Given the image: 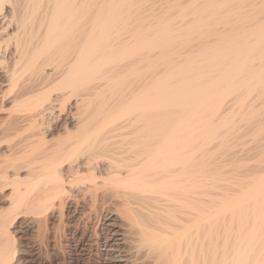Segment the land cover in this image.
Masks as SVG:
<instances>
[{
    "label": "bare ground",
    "instance_id": "6f19581e",
    "mask_svg": "<svg viewBox=\"0 0 264 264\" xmlns=\"http://www.w3.org/2000/svg\"><path fill=\"white\" fill-rule=\"evenodd\" d=\"M253 91L264 0H0V264H264V167L214 161Z\"/></svg>",
    "mask_w": 264,
    "mask_h": 264
},
{
    "label": "rangeland",
    "instance_id": "374dc122",
    "mask_svg": "<svg viewBox=\"0 0 264 264\" xmlns=\"http://www.w3.org/2000/svg\"><path fill=\"white\" fill-rule=\"evenodd\" d=\"M261 91H253L252 92V95H253V99L252 100H254V102H256V104H255V106H257V105H259V106H263V108L262 109H260L259 108V106H257L258 107V110H259V113L257 114V115H253L254 117H248V114H250L249 113V111H250V109L252 108L251 107V105H249V104H251V103H249V104H246V103H244V104H246V105H242V108H245L244 110L246 111V112H243V110L241 111L240 110V112H238L239 110H237V107H241V106H239V105H234V106H232V103H234L235 102V100H236V96H238L237 95V93H235V92H233L232 94H234V95H232L231 94V96H230V94L227 96V99H226V103L224 102V100H223V107H227V108H223L222 107V105H221V107H222V109H224V110H222L223 112H225V113H227V112H229L228 110L230 109V108H233V107H235V106H237L236 107V109H234V111H236L237 110V112H235L236 113V115L238 116V117H236V116H232L231 118H230V122H228V123H234V125H232V123L231 124H228V126L230 125L231 127L229 128V131H226V129L228 128L227 127V125H226V127L224 126V131L222 132V134H221V136L222 135H225V133L226 132H228L229 134H230V138H229V140H230V142H229V140H228V142H229V144H227L226 146H224V147H228V148H230L231 150L236 146L237 147V149L235 150V149H233L232 151L230 150V149H228V148H225V149H227L228 151H231V152H233V151H235V152H233L232 154H229V152H227L226 150H224V148H221V149H223V150H221V151H219L218 150V154L219 155H223L222 156V158L220 157V159L222 160L221 162L222 163H220L219 161V159H215L214 161L218 164V165H222V167H223V169L224 168H226V169H224V170H229L230 172H233V174L234 173H237V175L238 174H240V176L238 175V177L239 178H242L241 176H245V178H243V179H246L247 178V176L248 175H253V174H255L256 172H260L261 170L260 169H262V167H264V159H260L261 157H262V155H264V148H262V147H264V146H262V145H264V127H263V125H264V113L262 114L261 112H260V110H262V112H264V96H262V94L264 93H260ZM259 93V94H258ZM251 95V94H250ZM252 95L251 96H249L250 98L252 97ZM260 98H258V101H256L257 99V96ZM233 96H235V98H233ZM255 96H256V98H255ZM232 97V98H231ZM248 98V97H247ZM249 98V99H250ZM256 100H255V99ZM249 99L247 100L248 102H249ZM262 99V101H259V100H261ZM251 100V101H252ZM228 101H230V102H228ZM253 102V103H254ZM263 102V103H262ZM252 103V104H253ZM227 104V106H225ZM67 105H69V104H67V100H66V103H65V107H67ZM229 105H230V107H229ZM232 106V107H231ZM247 106V107H246ZM253 106V105H252ZM229 107V108H228ZM257 107H253L254 109H257ZM241 109V108H240ZM221 110V109H220ZM222 111H220L221 113H222ZM238 113V114H237ZM242 113H243V115H242ZM223 114V113H222ZM234 114V113H233ZM245 114V115H244ZM262 114V115H261ZM251 115V114H250ZM141 116V115H140ZM241 117H243V119L241 118ZM261 117H262V120H261ZM248 122H247V121ZM250 121V122H249ZM253 121V122H252ZM263 121V122H262ZM247 122V123H246ZM259 122V123H258ZM256 123H258V124H260V127H259V125H257ZM263 124V125H262ZM235 125H236V128L234 129L233 127H235ZM257 125V126H256ZM238 126H240L239 128H238ZM256 127V131L257 132H259V133H255V130H254V128ZM234 130H233V129ZM237 129H239V131H237ZM231 130H233L232 131V133H230L231 132ZM263 130V132H261ZM237 132H238V135L239 136H241V138H243V137H245L246 135H247V137H245L244 139H242V140H239V139H241V138H239L238 136H237ZM255 134H254V133ZM228 133H226L227 134V136H229V134ZM232 134V135H231ZM236 134V135H235ZM255 137V138H258V139H252V135ZM258 134H260V136L258 137L257 135ZM252 136V137H249V136ZM257 136V137H256ZM234 138V140L232 141L231 139L232 138ZM220 139V138H219ZM235 139H237V140H239L238 142H236L237 140H235ZM249 139H251L250 141H249ZM218 140V139H217ZM257 141V142H256ZM232 142V143H231ZM236 142V143H235ZM245 143V145H241L242 143ZM248 142H250V144L249 145H247L248 144ZM237 144V145H235V144ZM243 143V144H244ZM230 144H233L234 145V147H232L233 145H230ZM257 146H256V145ZM238 145H240V146H243V147H246V145H247V148H241V149H246V150H241L239 147H238ZM250 145H255V146H250ZM262 146V147H261ZM262 148V149H261ZM252 149V150H251ZM258 149V150H257ZM214 150V153H217L216 152V150L215 149H213ZM212 150V151H213ZM257 150V151H256ZM259 150H262V151H259ZM241 151H243L242 153H240ZM246 151V152H245ZM248 151H251V153L250 152H248ZM260 153H259V152ZM225 152H227L226 154H225ZM245 152V154H244V156H242L243 155V153ZM222 153V154H221ZM224 153V154H223ZM237 153H239V154H237ZM257 153V154H256ZM241 154V155H240ZM254 154L257 156H254ZM217 155V154H216ZM225 155H227V156H229L227 159H226V157H225ZM237 155V156H236ZM245 155H248V156H250V157H248V156H245ZM218 156V155H217ZM219 157V156H218ZM241 157H243V158H241ZM255 157V158H254ZM224 158V159H223ZM238 160H237V159ZM248 158H250L249 160H256L257 161V159H260V163H262V164H260L259 162H252V161H248ZM252 158V159H251ZM254 158V159H253ZM262 158H264V157H262ZM233 159V160H232ZM234 159H236L235 161H234ZM224 160V161H223ZM244 160V161H243ZM245 160H247V161H245ZM227 161H231V162H227ZM233 161V162H232ZM244 162V163H246V165L245 164H242V167H240L239 165L241 164V162ZM234 162H235V164L236 165H233L234 164ZM229 163H231V165H229ZM238 163V164H237ZM249 163V164H248ZM255 164V165H254ZM251 165H253V167H251ZM261 165H262V167H261ZM226 166V167H225ZM254 166H256V167H254ZM257 166H259V167H261V168H257ZM230 167V168H229ZM255 169H256V171H255ZM258 169V170H257ZM239 172H241V173H239ZM258 172V173H259ZM213 191H214V193H213ZM216 192V193H215ZM217 190L216 189H214V190H212L211 192H210V196H212V194H213V196L212 197H215V194H217ZM6 206H3V208H5ZM20 215H18V216H14L13 218H11L9 221H8V225L7 226H9V229L10 230H12L13 232H14V236L16 237V249H17V252H16V260H24V259H30V258H35V255L33 256V257H31L32 256V252H30V251H28V250H30V247H31V245H33V233L32 232H30V230H28L27 228H25L24 227V225L25 224H21L20 223V219L22 218V217H24V215L22 214V213H19ZM18 224V225H17ZM28 242V243H27ZM31 244V245H30ZM25 252H27V253H25ZM18 256V257H17ZM37 256V255H36ZM47 255H40L39 257H37V258H35V260L33 261V264H56L57 262H55V261H53L52 259L53 258H48V256L46 257ZM45 257H46V259H45ZM27 264H29V263H27Z\"/></svg>",
    "mask_w": 264,
    "mask_h": 264
}]
</instances>
